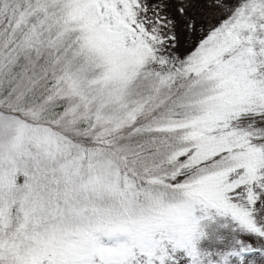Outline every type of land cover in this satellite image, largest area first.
I'll list each match as a JSON object with an SVG mask.
<instances>
[{
  "label": "snow or ice",
  "instance_id": "1",
  "mask_svg": "<svg viewBox=\"0 0 264 264\" xmlns=\"http://www.w3.org/2000/svg\"><path fill=\"white\" fill-rule=\"evenodd\" d=\"M0 264H264V0H0Z\"/></svg>",
  "mask_w": 264,
  "mask_h": 264
}]
</instances>
